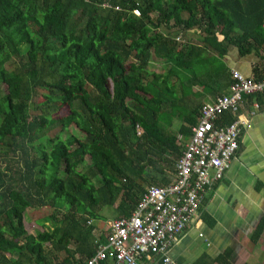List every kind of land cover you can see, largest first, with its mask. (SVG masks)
<instances>
[{
  "label": "trees",
  "instance_id": "obj_1",
  "mask_svg": "<svg viewBox=\"0 0 264 264\" xmlns=\"http://www.w3.org/2000/svg\"><path fill=\"white\" fill-rule=\"evenodd\" d=\"M263 21L264 0H0V159L11 152L22 161L15 177L12 165L0 169V264L93 255L88 220L114 204L117 217L128 215L145 185L168 184L164 173H174L197 121L202 101L182 96L188 109L176 130L159 123L172 104L162 89L177 92L169 77L180 94L220 93L231 81L222 58L229 47L243 56L262 46ZM187 32L200 42L176 39ZM153 54L166 74L148 70ZM232 121L225 113L219 123ZM44 206L53 208L51 225L28 235L23 210ZM263 229L264 215L253 241ZM218 263L232 264L228 253Z\"/></svg>",
  "mask_w": 264,
  "mask_h": 264
},
{
  "label": "built area",
  "instance_id": "obj_2",
  "mask_svg": "<svg viewBox=\"0 0 264 264\" xmlns=\"http://www.w3.org/2000/svg\"><path fill=\"white\" fill-rule=\"evenodd\" d=\"M230 75L227 92L201 105L190 135L183 140L171 182L149 185L128 215L107 221L105 242L95 236L93 255L80 264H152L157 260L171 264L168 251L173 241L196 213L206 188L223 177L237 153L242 128L249 127L239 116L244 98L264 95V76H245L237 70ZM254 106L258 108V103ZM225 113L233 116L229 124L219 123ZM136 132L140 135L141 128L137 126Z\"/></svg>",
  "mask_w": 264,
  "mask_h": 264
},
{
  "label": "crops",
  "instance_id": "obj_3",
  "mask_svg": "<svg viewBox=\"0 0 264 264\" xmlns=\"http://www.w3.org/2000/svg\"><path fill=\"white\" fill-rule=\"evenodd\" d=\"M222 61L229 72L263 76L264 44L243 56L229 47ZM226 92L227 86L201 101ZM239 116L249 127L242 128L229 168L206 188L196 213L173 241L168 251L171 264H219L218 258L226 253L232 264H264V229L256 241L252 240L264 215V95L244 98ZM152 264L161 263L157 260Z\"/></svg>",
  "mask_w": 264,
  "mask_h": 264
},
{
  "label": "rangeland",
  "instance_id": "obj_4",
  "mask_svg": "<svg viewBox=\"0 0 264 264\" xmlns=\"http://www.w3.org/2000/svg\"><path fill=\"white\" fill-rule=\"evenodd\" d=\"M183 16H185V13L183 14ZM198 37H199V34H195L193 32H187L186 34L183 33V36H181L178 39V41L188 43L187 40L190 39L191 43H199ZM148 70L150 72H154L157 74H166L168 72V66L163 62L162 59L156 57L155 54H153L148 64ZM169 80L172 83L176 84L177 92L171 89H170L171 90L170 92H165L162 89L164 98L167 97V101L171 102L172 104L163 106L161 108V111L158 114V120L162 126L166 127V129L168 128V130L175 131L178 126V123H180L179 122L180 117L183 114H185L188 109L184 104L181 103V97L183 96L182 101L183 100L185 101V98L187 96H189L187 97L189 100L199 101L202 99V96L197 95V94H193V95L187 94L189 90L185 91V89L183 90L182 94H180L179 92H181V87L178 84L177 77H175L174 75H171L169 77ZM171 82H169V84ZM169 84L165 85L164 89L169 87ZM201 89L202 88L200 86H194L192 88V91L195 93H199ZM42 99H43L42 96L39 94L37 96V100L41 101ZM209 100H211V98H207L206 100L202 101V104ZM66 113H67V108H62L60 110V114L58 115H65ZM56 131L57 129H51L50 131H48V135L54 136ZM21 164H22V161L20 157L16 156L15 154H12L11 152H8L6 155L3 154L0 159V169L5 170L4 168L6 166L12 165L13 170L8 173L10 174V176H14V177H15L14 170L15 169L17 170L18 165L20 166ZM164 176H166L170 181L172 180V173L169 172L168 170L165 171ZM7 183L13 184L14 181L12 179L11 180L7 179ZM146 187H148V185L144 186L145 189ZM115 207H116V204H114L113 206H105V207H102L101 209H97L98 215L101 216L102 218L88 220V221H91L92 224H95L94 234H96V236L103 233L104 229L106 228L105 226H106L107 221L111 220L112 218L117 217V211ZM52 211H53V208L49 206L28 207L24 209L23 210V216H24L23 225H24V229L26 230L27 234L31 236H35L37 233L47 230L49 226L51 225V220L45 219V217L51 214ZM88 216L89 214L87 213L86 217ZM43 246H45L48 249L49 243L48 242L44 243ZM56 255L58 259H61L66 255V253L59 252V253H56ZM7 256L15 257L16 254L14 255L7 254Z\"/></svg>",
  "mask_w": 264,
  "mask_h": 264
}]
</instances>
